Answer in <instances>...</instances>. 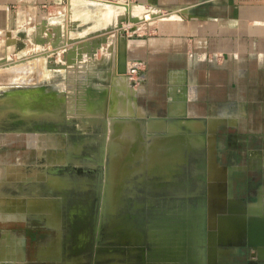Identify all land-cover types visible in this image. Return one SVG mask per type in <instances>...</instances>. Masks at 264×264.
<instances>
[{"label":"rangeland","instance_id":"obj_1","mask_svg":"<svg viewBox=\"0 0 264 264\" xmlns=\"http://www.w3.org/2000/svg\"><path fill=\"white\" fill-rule=\"evenodd\" d=\"M129 1L70 2L0 39V148L19 167L0 168V226L20 244L0 253L22 260L0 264H260L264 216L194 182L215 173L204 124L135 104L126 39L156 15Z\"/></svg>","mask_w":264,"mask_h":264},{"label":"crops","instance_id":"obj_2","mask_svg":"<svg viewBox=\"0 0 264 264\" xmlns=\"http://www.w3.org/2000/svg\"><path fill=\"white\" fill-rule=\"evenodd\" d=\"M85 1L107 0H0L1 42H20L26 29L34 37L43 19L70 2ZM133 2L156 15L126 39L129 65L135 61L140 66L132 81L140 113L203 123L212 135L214 157L206 167H214L215 173L194 182L214 183L207 196L219 201L216 208L233 202L245 215L264 216V0ZM6 148H0V168L19 170L3 156L9 153ZM14 156L19 159L21 153ZM4 177L14 181L26 175ZM259 224L251 237L264 247ZM5 232L0 226V248L20 246ZM2 253L0 260L22 261Z\"/></svg>","mask_w":264,"mask_h":264},{"label":"built area","instance_id":"obj_3","mask_svg":"<svg viewBox=\"0 0 264 264\" xmlns=\"http://www.w3.org/2000/svg\"><path fill=\"white\" fill-rule=\"evenodd\" d=\"M139 70H140L139 63L135 62V61L131 62V64L129 65V73L128 74L131 75V76H134L133 81L136 80L135 77L138 76Z\"/></svg>","mask_w":264,"mask_h":264},{"label":"bare ground","instance_id":"obj_4","mask_svg":"<svg viewBox=\"0 0 264 264\" xmlns=\"http://www.w3.org/2000/svg\"><path fill=\"white\" fill-rule=\"evenodd\" d=\"M129 1V0H128ZM130 2V1H129ZM113 4V3H112ZM118 4V3H117ZM114 5V4H113ZM120 5V4H119ZM132 6V5H131ZM148 14V13H147ZM133 133V132H132ZM122 138H123V136H122ZM131 138V137H130ZM134 139V138H133ZM132 140V139H131ZM119 141V140H118ZM128 141V140H127ZM131 143H132V141H131ZM131 143H129L130 145H131ZM127 144V143H126ZM128 144V145H129ZM174 144H176L175 142H174ZM115 145V144H114ZM116 146V145H115ZM119 148V147H118ZM117 148V149H118ZM121 148V147H120ZM111 150H112V148H111ZM112 152V151H111ZM119 152V151H118ZM111 171V170H110ZM113 172V171H112ZM115 173V172H114ZM113 177V176H112ZM57 181V180H56Z\"/></svg>","mask_w":264,"mask_h":264},{"label":"water","instance_id":"obj_5","mask_svg":"<svg viewBox=\"0 0 264 264\" xmlns=\"http://www.w3.org/2000/svg\"><path fill=\"white\" fill-rule=\"evenodd\" d=\"M71 53H73L72 51H71ZM244 219V218H243ZM244 222V221H243ZM262 235H264V234H262ZM263 238H264V236H263Z\"/></svg>","mask_w":264,"mask_h":264}]
</instances>
